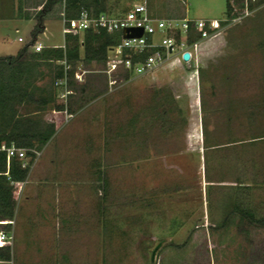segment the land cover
<instances>
[{"label":"rangeland","instance_id":"rangeland-1","mask_svg":"<svg viewBox=\"0 0 264 264\" xmlns=\"http://www.w3.org/2000/svg\"><path fill=\"white\" fill-rule=\"evenodd\" d=\"M140 1L160 16L229 14V0H107L106 12ZM246 1L192 62L120 71L113 85L106 63L85 61L81 47L67 63L72 93L58 97L69 108L62 128L38 153L21 146L31 176L14 222L0 224L14 230L12 259L0 264H264V0ZM45 4L0 0V14L33 16L36 27ZM62 10L63 0L46 15L58 43ZM45 72L41 86L52 90ZM215 92L253 93L256 107L239 110L237 124L218 123L216 103L227 100L209 98ZM51 107L35 116L52 120Z\"/></svg>","mask_w":264,"mask_h":264},{"label":"built area","instance_id":"built-area-1","mask_svg":"<svg viewBox=\"0 0 264 264\" xmlns=\"http://www.w3.org/2000/svg\"><path fill=\"white\" fill-rule=\"evenodd\" d=\"M66 1L63 0L61 12L64 32L67 26H70L79 32L93 28L120 33V41L109 46L105 61L104 72L107 73L111 85L117 83L120 71L127 72L130 77L140 76L158 69L175 56H181L184 61H192L193 50H197L200 43L219 34L226 27L228 20L236 19L160 16L150 9L147 1L134 3L123 15L109 12L95 15L83 10L80 15L69 18L66 14ZM138 28L143 29L142 34L137 33ZM44 47L43 43L37 42V51ZM186 52L191 54L188 60L184 58ZM57 84L65 86L64 95L70 91L67 73ZM6 149L9 160L16 156L23 160L24 166L29 163L24 148L13 145ZM10 222L13 223L12 220H0V224ZM13 240L14 230H0V245H11Z\"/></svg>","mask_w":264,"mask_h":264},{"label":"crops","instance_id":"crops-1","mask_svg":"<svg viewBox=\"0 0 264 264\" xmlns=\"http://www.w3.org/2000/svg\"><path fill=\"white\" fill-rule=\"evenodd\" d=\"M48 20H50V18L46 17L44 29L38 34L37 39L40 38V40L36 41V43L34 44H29L32 41L33 30L36 23L35 18L33 16L17 12H15L14 14L10 13L9 15L0 14V58L13 57L15 59L19 55V53H21L22 50L28 46L26 51L24 50L22 52V55L19 59L16 58V60H6L4 62L0 61V99L8 97L10 100L9 125L2 126V121H0V130H2L3 132V129H5V132H9L11 136L10 139L12 141L11 145L9 146H6V143L4 142V148L13 145L19 147L31 146L36 148L37 153L40 152V148L49 145L50 142L54 139L55 133L46 143H43L40 140V135L30 138L18 137V135H16L17 132L14 135H11L13 131L17 129L19 130V128L17 127L18 119L24 118L26 121H29L25 122L26 125L31 124L35 120L38 129L41 131L48 130L51 125H55L56 131H58L60 130V128H62V124L60 125V115L62 116L65 111H69L67 105L64 102H60V100L58 99L59 96H65L64 91H59L60 85L57 84V81L62 77L54 78V75L52 76L55 80V86H53L52 90L50 89L48 91H44L42 90L43 87L41 86L42 81L46 77V67H50L51 71H53L54 74H56L58 69L57 67L59 65L65 66L66 73L70 69V67L67 68V65L70 66V64H67L68 62L65 59L54 60L36 57V55L38 54V51L36 50L37 42L45 44V48L65 45V32L63 24H61L60 27L63 33V42L58 43L56 42L57 32L49 28ZM23 31H27L26 36L31 34L29 35V38L22 35L21 32ZM26 38L27 42L25 44L23 43L21 47H18L16 45L17 39L18 41L25 42ZM45 39H48L49 42L44 43ZM6 86L8 87V90H5ZM18 88H20V90ZM68 93H72L71 90ZM242 95V92H235L234 94H229L227 92H215L212 93L211 96H209V98H224L227 100V103H222L223 106L220 103H216V105H218L216 106L217 110H219L216 114L218 123L221 122V124H237L241 120V114H239V110L249 108L252 109L253 107H256L255 103L249 101L251 98L253 99V97L251 96L253 95V93L249 94L250 97ZM44 98H46L47 100L49 99L50 101L44 103ZM34 103H37L38 106L33 110V108H31V105ZM50 103H52L51 108L53 110L55 118H52V120L44 121L43 119L35 116L36 114L44 110ZM57 105H65V108L59 109ZM245 105L248 107L246 108ZM222 107L224 109L221 111ZM75 110H80V108H77ZM70 112L73 113V108L70 109ZM12 114H14V117H12ZM246 117L248 118L250 116L246 115ZM37 148L39 149L37 150ZM30 176L31 171L29 172L27 179L23 182L22 188H24V183L29 180ZM52 179L54 178L52 177ZM12 221L14 222V220Z\"/></svg>","mask_w":264,"mask_h":264},{"label":"trees","instance_id":"trees-1","mask_svg":"<svg viewBox=\"0 0 264 264\" xmlns=\"http://www.w3.org/2000/svg\"><path fill=\"white\" fill-rule=\"evenodd\" d=\"M62 0H46V4L43 9L39 12L37 17V24L33 31L32 41L29 44H34L38 34L43 31L46 15L53 10L56 4L60 3ZM246 0H229L228 7V17L234 18L238 16L237 10L245 8ZM83 10H87L90 14L98 15L107 10V0H67L66 1V14L69 18L76 17L81 14ZM120 33L118 32H108L105 29H93L89 28L84 31L83 37L81 33L77 30L72 29L70 26H67L65 32V46H52L43 48L41 51H38L36 55L37 58L42 59H54V60H67V62L72 63L81 58L80 50L81 47L84 49V59L87 62H105L108 55L109 46L116 44L120 41ZM28 48L25 47L22 52ZM22 52L16 57L20 58ZM13 57L0 58L1 62L16 60ZM57 72L54 74V78L64 77L66 75L65 66L59 65L57 67ZM71 70L67 71L68 79L71 77ZM72 82L71 79L69 80ZM8 90V87H5V90ZM20 90V88H18ZM42 90L47 91L46 88ZM9 98L4 97L0 99V121L1 125H9ZM44 103L49 102L50 100L44 98ZM59 109L65 108V105H57ZM7 115V116H5ZM14 117V114H12ZM24 118H19L17 121V127L19 130L13 131L11 135H14L16 132L18 137L30 138L41 136L40 140L43 143H46L52 135L56 132V126L51 125L48 130L41 131L36 125L34 120L31 124L26 125ZM27 126V128H26ZM30 130H29V128ZM0 130V220H13L14 212L17 204V199L19 193L22 189L23 182L27 179L31 165L28 163L26 166L23 165V160L14 156L10 160L8 159L7 149L3 147V143H6V146L11 145L12 141L10 139V133ZM236 208L239 205H235ZM264 222V218H262ZM10 223L5 225L11 226ZM10 230V229H6ZM12 259V247L10 244L0 245V261L9 262Z\"/></svg>","mask_w":264,"mask_h":264},{"label":"water","instance_id":"water-1","mask_svg":"<svg viewBox=\"0 0 264 264\" xmlns=\"http://www.w3.org/2000/svg\"><path fill=\"white\" fill-rule=\"evenodd\" d=\"M136 31H137V33H139V34H142L143 29H142V28H138V29H136ZM190 56H191V54H190L189 52H186V53L184 54V58L187 59V60L190 58Z\"/></svg>","mask_w":264,"mask_h":264},{"label":"bare ground","instance_id":"bare-ground-1","mask_svg":"<svg viewBox=\"0 0 264 264\" xmlns=\"http://www.w3.org/2000/svg\"><path fill=\"white\" fill-rule=\"evenodd\" d=\"M2 222H9V221H2Z\"/></svg>","mask_w":264,"mask_h":264}]
</instances>
